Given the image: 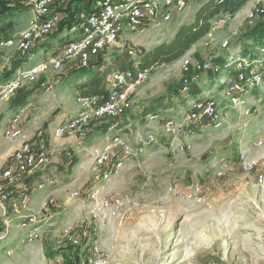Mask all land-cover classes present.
<instances>
[{
  "label": "rangeland",
  "instance_id": "obj_1",
  "mask_svg": "<svg viewBox=\"0 0 264 264\" xmlns=\"http://www.w3.org/2000/svg\"><path fill=\"white\" fill-rule=\"evenodd\" d=\"M209 1L190 0L186 9L182 12H174L173 19L169 22L158 26L150 24L135 33H122L116 45L101 56V69L105 70L107 65L125 49H133L132 55L136 57L137 54H145L164 41L169 42L178 29L183 24L192 22L197 12ZM20 2L19 4L10 2V5L17 7L10 12L0 14V34L12 36L27 27L25 24L31 16V10L24 0ZM260 7H264V0H248L237 12L220 14L213 18L211 35L208 34L200 39L180 59L150 69L148 82L140 90L143 91L139 96L141 100L133 101L131 108L138 109L144 100L141 97L174 91L190 77L203 78V96L221 97L219 94L224 87L222 82L225 77L223 80L218 79L216 84L214 81L209 80V82L208 72L214 68L204 69L202 65L209 63L214 67L212 60L224 51L234 53L238 49L240 52L241 49L236 47V43L242 40L247 29L256 22L264 20V14L257 15L253 20L250 18V13ZM71 9H76L73 13L79 10L73 6ZM66 15L69 16V13L67 12ZM67 16L66 19H69L70 17ZM220 18L223 24L219 27L214 26V21ZM57 36L62 43L46 55V60L60 53L66 44L65 37ZM238 51L236 54L239 53ZM8 54L10 50L0 49V61L5 68L10 65V61L4 59L10 56ZM32 54V57L23 63L24 68L35 64L41 56L38 52ZM186 59L191 62L187 69L183 66ZM65 69L66 67L62 70ZM83 75L84 73L79 71L67 75L59 70L52 72L48 78L42 76L40 84L44 80H48V83L53 85L62 84L57 85L55 91H58L59 87L61 93L64 92V97L53 113H58L61 109H76L78 105L76 97L80 93L77 92L78 79ZM37 83L25 85L23 91L30 86H33L31 91L41 88ZM36 99L37 97L33 98V101L29 102L31 104L27 103V108L26 105L22 106L25 118L34 117L31 108L35 106ZM245 99L246 104L239 108L222 101L221 106L227 112L224 125L220 128L205 126L197 129L191 137L192 148L184 152L171 149L170 138L162 130L163 120H159L158 116L152 120L148 114V118L140 122L137 132L147 133L151 128L161 143L149 148L145 154L133 156L117 174L109 178L103 177L104 169H95L94 164L89 162L91 156L95 157L103 148L102 140H95V144L86 151L89 155L84 154L81 157L75 150L72 151L78 164L85 158L81 168L73 169L78 166L77 162L74 163V167L71 166V158L64 155L61 156L59 164H55L51 158L52 161L48 165H40L38 167L40 176L35 175L38 179L34 178V180L71 177L75 171L72 180L61 187L57 195H51L56 201L58 199V205L61 206L68 201V196L72 192L78 191L80 195L75 203V212L65 215L60 220L51 216L50 219L45 218L47 220L43 222L40 236L36 241L28 243L23 241L27 231L18 227L19 220L14 218L12 212L7 211L4 218L11 223L7 225L5 222H0V264H53L54 259L48 255V249L72 247L63 238L64 230L70 223L89 224L92 240H99L104 247L110 249L111 264H184L181 259L189 246L195 250L197 256V260L190 264H198L213 255L211 252H214V245L223 235L226 238L235 236L238 239L237 245L241 247L256 245L259 234V230L256 229L259 226L257 217L264 213V191L256 185L253 195L258 200L253 202L249 200L250 196L243 195L246 191L242 187L234 184H239L235 181L240 174L241 152L260 159L259 166L264 171V143L261 146L253 144L259 139L264 141V83L261 87L249 91ZM17 106L14 104L5 117L12 116ZM28 108L31 111L27 112ZM103 123L89 125L91 131L85 140L81 139V143L88 144L91 136L104 128ZM128 139L133 144L135 136ZM54 166L57 168L52 172ZM219 171H223L224 174L219 176ZM247 174L252 176L253 183L256 184L255 172ZM197 182L201 186L200 191L195 189ZM94 188L107 194L105 195L107 199L117 194L135 195L139 204L128 211L124 219L87 218L85 216L87 208L83 200ZM214 193L223 197L222 201L215 203L218 205H214ZM198 196H202L203 201H198ZM71 207L74 205L72 204ZM3 214V209H0V219ZM121 223L127 224L118 233L116 228ZM104 226L108 228L105 229ZM194 229L197 231L195 235L192 234L195 233ZM228 242L230 244V241L224 243ZM83 246L84 244L80 246V252ZM77 249L72 247L70 254L72 255Z\"/></svg>",
  "mask_w": 264,
  "mask_h": 264
},
{
  "label": "built area",
  "instance_id": "obj_2",
  "mask_svg": "<svg viewBox=\"0 0 264 264\" xmlns=\"http://www.w3.org/2000/svg\"><path fill=\"white\" fill-rule=\"evenodd\" d=\"M190 0H93L92 11H78L73 15V21L58 35L65 37L61 52L45 59L32 67L20 68L5 83L0 85V102L13 99L25 85L37 83L42 76L47 78L52 72H57L65 67L77 70L89 67L92 61L116 45L122 32L135 33L144 27L153 24L169 22L173 19L174 12H182ZM222 1V0H221ZM31 16L27 27L12 36L0 37V49H13L20 53H30L41 42L52 36L59 29L60 23L67 16L66 10L70 0H25ZM264 14V7L250 13L251 20L257 15ZM76 17V20H75ZM223 24L220 18L213 25L219 27ZM64 32V34H63ZM212 34V29L208 33ZM207 34V35H208ZM190 60L184 61V68H188ZM213 65V61L211 62ZM204 69L217 67L209 63L202 65ZM235 74L225 77L221 94L207 95L198 99H190L187 109L181 120L174 117L165 119L162 125L163 133L170 138V147L173 151L184 152L192 148L191 137L197 129L205 126L220 128L227 117L221 106L222 101L234 108L246 104L245 96L252 89L261 87L264 83V45L258 49L256 58L237 57L234 61ZM5 65L0 62V73L4 72ZM150 69L136 65L133 69L116 71L109 76L106 94L92 95L80 92L76 101L79 111L67 120L60 122L53 130L56 138L66 136L78 140L86 139L89 125L94 120L117 119L122 117L132 107V95L149 79ZM53 83L48 80L41 82V88L50 90ZM188 91L187 86L182 89ZM156 119V115H150ZM135 143L132 144L127 137L120 134H107L103 148L94 157V168L104 169L103 177L109 178L117 174L133 156L145 154L146 151L159 145L156 134L135 133ZM4 135L12 140L23 135V120L21 114H15L8 122ZM262 139L254 141L255 146L263 145ZM67 154L72 155L68 150ZM50 138L44 127L36 130L32 139L25 140L12 153L7 164L0 168V205L4 211L0 222L10 225L4 218L8 211V203L14 211L25 209L19 227L25 229L24 242H34L40 236L44 220L50 219L52 207L57 201L46 195L40 203L38 211L31 210L29 202L36 190H43L52 184V178L43 181L30 179L39 165L46 166L52 161ZM115 160V161H114ZM239 164L243 172L252 173L258 170L260 159L241 152ZM219 176L224 174L218 172ZM44 175V174H43ZM257 182L264 184V172L256 175ZM200 184H195V189L200 191ZM171 190V188H170ZM80 193L74 191L71 197L78 198ZM85 199L89 202L88 215L92 219L109 217L124 219L127 212L139 204L135 195L117 194L107 199L101 197L97 190L88 192ZM198 196V201H203ZM47 216V217H46ZM47 218V219H45ZM90 225L86 223H70L64 230V240L73 246L84 248L75 264H111L110 249L104 247L99 240H92ZM53 264H68L63 256L54 258ZM200 264H221L218 261L202 262Z\"/></svg>",
  "mask_w": 264,
  "mask_h": 264
},
{
  "label": "crops",
  "instance_id": "obj_3",
  "mask_svg": "<svg viewBox=\"0 0 264 264\" xmlns=\"http://www.w3.org/2000/svg\"><path fill=\"white\" fill-rule=\"evenodd\" d=\"M28 20H29V18H28ZM25 25H28L27 21H26ZM125 32L127 34L129 33L127 31H124L122 33H125ZM0 36H4V35L0 34ZM48 39L49 38H47L46 40L41 42L39 45H37L36 48H34L32 52L25 54L24 58H22L23 59L22 62L19 61L20 64H19V67L17 69L24 68L23 63L32 57V55H33L32 53L38 52L41 54V56L39 57V60L35 63V64H37L38 62L45 60L46 55L49 54L51 50H54L56 47H58V44L62 43V41L59 42V39H60L59 36H57L53 39H49V40ZM4 50H10V54H8L10 56L4 58L7 61H10L9 62L10 65L8 64V66L5 68L4 72L0 73V85H2L9 78H11L13 76V74L15 73V71L17 70L16 69L12 74L8 73V70L11 68V65H13L14 60L16 61L17 57L15 58V55L18 51L11 50V49H4ZM237 51H238V49H236L233 54H236ZM239 54H240V52L236 55H239ZM35 64H33V65H35ZM32 66H30V67H32ZM69 68L70 67H68V68L66 67V69L61 70V72H65V73H67V75H71V74L79 71V70H74V69H69ZM94 68H95V66H92L86 73H84L83 76L79 77L78 83L85 81L88 77L87 73H89L91 70H94ZM69 71H70V73H69ZM79 72H81V71H79ZM109 76L107 78V81L109 80ZM220 79L223 80V78H220ZM57 85L61 86L62 84L61 85L60 84L53 85L52 89H50V90H43L42 88H37V89H34L33 91H31L30 89H32L33 86L26 87L27 89H25V90H30L29 93L31 95L28 94L26 101L22 104H18L17 109L13 113V115L18 114V113L21 114L22 120H23V135L18 137L17 139L10 140V139L6 138L4 135L5 128L8 124V122L10 121V119L13 117V115L7 116V117H5V115L9 111V109L12 108L14 103H12V101L0 102V168L4 167L7 164V162L10 160V157H11V155L15 149H17L25 140L32 139L34 137L36 130L38 128H40V126L44 127L47 134L49 135L50 147L52 149V159L55 161V164H59V162H61V156H62L63 150H70V151L75 150L77 152V154L78 153L80 154L81 157L84 154L89 155V153L86 151H88L90 149L91 145L95 144V140H97V141L102 140V144H103V143H105L106 135L109 133L110 134H120V135H123L124 137H127V138H130V137L134 138L135 133L138 131V129L140 127V122H144L149 116L148 114L144 115L146 117L145 120H143L141 117V114L143 113V110L145 108V103L149 99L158 95L157 94V95L145 97L146 99L144 97H141L144 100L141 103V105L138 106V109L133 110V108H131L128 111H126V113L122 117H119L117 119H105L104 118V119L94 120L90 125H92V124L97 125V124L103 123L102 121H104L105 126L107 124H109V126L105 127L106 129L101 128V130L97 131L98 133H96V134L94 133L91 136V141H89L88 144H86L85 142L81 143V140H78L74 137L66 136V137H62V138H56L53 135L54 128L60 122L69 119L70 117H72L73 115H75L79 111V106L77 105L75 110H69V109L63 110V109H61L58 111V113H53L54 109L57 108L58 105L62 103V99L64 97V92L61 93L62 90L59 87H58V91H55V88L57 87ZM143 86H141L134 93L135 95L132 97V102L133 101L135 102L136 100H141L139 96L142 95L143 91L141 92L140 90ZM39 90H41V92H39ZM81 91L82 90L77 89V92H81ZM37 92H39V93H37ZM49 93H51V95H49ZM35 97H37V99L34 103L35 106L33 108H31V109H33L32 111H34V114H33L34 117L27 119V118H25V116L23 114L24 112H23L22 106L26 105L25 107L27 108V103L33 101L32 99ZM172 100L173 101L170 102V106H169L170 108L169 109H167L166 111L157 112L156 114H154V115L159 117V120H163V122H164L165 119L168 117H174L177 120L182 119L183 113L187 109V107L177 105L176 104L178 102L177 98H173ZM189 101H190V99L188 100V105H189ZM29 104H31V103H29ZM31 109L28 108L27 112L31 111ZM151 114L153 115V113H151ZM89 131H91V129ZM150 131H152L151 128L147 132H150ZM83 140H85V139H83ZM134 143H135V140H134ZM91 157L92 158H90L89 162H90V164L93 165L94 164V157L93 156H91ZM83 159L84 160H80L79 164L77 162L78 166L77 167L73 166L74 167L73 169L81 168L82 164H84L83 161H85V158H83ZM55 168H57V166L56 167L54 166V168L51 171L54 172L53 170H55ZM239 170H240V174H238V176H237L238 180L235 181V183H239V184H234V185H239L240 187H242L246 191V193H243V195H245L246 197L250 196V198H249L250 201H253V202L257 201L258 200L257 197L253 195L254 190H255L254 187L257 185L256 187H259L262 191H264V184H259L257 182L256 175H257V173L262 172L263 170L259 166L258 170L255 172L254 176L256 178V184L253 183L252 176L243 172L240 166H239ZM103 171H105V170H103ZM35 175L37 177L40 176V171L38 170V168L32 177L33 179L34 178L38 179L35 177ZM74 176H75V171L73 172V176H71V177L64 176V177H59V178H52L54 180V182L52 184H48L46 186V188L43 190H36L32 194L30 202H29V207L31 208V210L38 211L39 207H40L41 200L46 195H53V196L57 195V193L60 191V188L67 185L72 180V178ZM94 190H97L101 197H105V195H107L105 193H102L101 190L98 188H94L93 191ZM78 199L79 198H73V197H71V195H69L68 201L65 204L59 206L58 202H57V205L55 207H53L52 213L50 214V216L52 218L60 220L67 214H70V215L73 214L75 212V208H76L75 203H76V200H78ZM222 199H223V197L221 195H219L218 193H216V194L214 193V205H218L215 203L222 201ZM57 201H58V199H57ZM83 203H85V206L88 209L89 202L85 199V200H83ZM72 204L74 205V207H71ZM7 207H8V211L12 212V215L14 216V218L16 220H19L18 223L21 222L22 216L25 215V213L28 211V210L26 211L25 209H20L19 211H14L13 208L11 207L10 203H8ZM0 209H2L1 205H0ZM85 214H86L85 216H87V218H88L89 217L88 211H86ZM257 221H258L259 226L256 229H257V231L259 230L258 231L259 234H258V239L256 240V243H255L256 245L252 246V247H254V249L252 247H249V246L245 248V247H241V246L237 245L238 239H236L235 236L231 237V238H228V237L226 238L223 235L220 237L219 241H217L215 243L214 252H211L213 255H210L206 260H204V262L218 261L221 264H264V213H262L261 215H259L257 217ZM126 224L127 223H124V224L121 223V225L116 228V231L119 233ZM18 227H19V224H18ZM104 228L106 229L108 227L104 226ZM194 230H195V233L192 232V234L195 235L197 233V231H196V229H194ZM232 232H234V231H232ZM230 239L232 240V242ZM227 241H230V244H229V242L226 244L224 243ZM181 260L184 262V264H186V263L190 264V262L191 263L195 262L197 260L195 250L191 249V247L189 246L185 251V256ZM200 263H202V261L198 262V264H200Z\"/></svg>",
  "mask_w": 264,
  "mask_h": 264
},
{
  "label": "trees",
  "instance_id": "obj_4",
  "mask_svg": "<svg viewBox=\"0 0 264 264\" xmlns=\"http://www.w3.org/2000/svg\"><path fill=\"white\" fill-rule=\"evenodd\" d=\"M247 1L248 0H210L206 5L203 6V8H201L197 12V16L192 22L185 23L178 29L175 36L169 42L162 43L156 46L151 51H146L145 54H137L136 57H133L132 55V53L134 52L133 49H125L120 52L109 65H107V68L105 70L101 69L102 57H98L96 61H92L89 67H82L77 69L83 73H86L92 66L96 65L95 69L89 72L90 75H88L87 79L77 84V89L82 90L81 92L83 93L92 95L106 94L108 90L107 78L110 74L116 71L133 69L136 65L141 68L151 69L160 64L170 63L180 59L187 51H189L193 47L194 44H196L200 39H202L211 31L213 18L220 14L235 13L240 8H242ZM10 2H17L18 4L21 3L20 0H0V14L10 12L11 9L13 10V8L17 7L15 5H10ZM73 3H75V5ZM92 3L93 0H70V4L68 5V9L66 10V12L69 13V16L67 17L70 18L66 19L65 17L60 23L59 29L54 32L52 36H57L60 32L64 31L65 28L72 22L74 15L73 12L76 10L71 9L72 6L73 8L77 7L79 9L78 11L90 12L92 11ZM24 6L26 5L24 4ZM236 45V47L241 49L239 55L224 51L221 55L215 57L212 60L217 69H213L212 71L208 72L210 73L208 81H214V83L216 84V82H218L220 78L233 76L236 72L234 61L238 56L250 58L257 57L258 49L264 45V20L256 22L249 29H247L243 35L242 40L239 41V43H236ZM24 55L25 53H16L15 58H17L16 61L14 60L13 65H11V68L8 70L9 74H12L19 67V64L20 62H22V58H24ZM202 82L203 78L190 77L189 79L184 81V83H181L174 91L159 94L149 99L145 103V108L143 110V113L141 114L142 119H146L144 115L151 113L156 114L157 112H163L169 109L170 102L173 101V98H177V105L184 107L188 106L189 99L202 98L204 86ZM37 84L41 86L39 82ZM184 86H187L188 88V91L186 93L182 92ZM29 92L30 90L23 91V89H21L18 94L13 99H11L12 103L17 105L24 103ZM108 126L109 124L104 126V128ZM67 151L68 150H63L62 155L70 157V164L71 166H73L74 163L77 162V158H75L73 153L69 156L67 154ZM32 177L33 175L29 176L30 179H32ZM70 246L78 248L77 251L72 253V255L70 254L72 247H60L57 250L48 249V255L53 259L56 256L61 255L68 264H75L81 254L80 246Z\"/></svg>",
  "mask_w": 264,
  "mask_h": 264
},
{
  "label": "water",
  "instance_id": "obj_5",
  "mask_svg": "<svg viewBox=\"0 0 264 264\" xmlns=\"http://www.w3.org/2000/svg\"><path fill=\"white\" fill-rule=\"evenodd\" d=\"M162 43H166V42L164 41V42H162ZM162 43H160V44H162ZM160 44H159V45H160ZM157 46H158V45H157ZM152 49H153V48H152ZM152 49H150V51H151Z\"/></svg>",
  "mask_w": 264,
  "mask_h": 264
}]
</instances>
